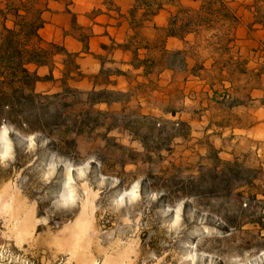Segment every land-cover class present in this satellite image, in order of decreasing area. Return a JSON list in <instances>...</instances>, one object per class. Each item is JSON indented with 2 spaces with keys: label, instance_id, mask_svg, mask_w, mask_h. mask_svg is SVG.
<instances>
[{
  "label": "rangeland",
  "instance_id": "rangeland-1",
  "mask_svg": "<svg viewBox=\"0 0 264 264\" xmlns=\"http://www.w3.org/2000/svg\"><path fill=\"white\" fill-rule=\"evenodd\" d=\"M106 1L75 0L68 13L64 0H38L43 38L80 52L83 74L59 99L75 102L60 130L14 131L15 141L14 128L0 129V261L264 264V0H225L235 19L198 41L189 35L188 45L169 40L170 49L199 55L205 69L196 76L170 69L152 81L142 70L113 76L116 84L97 88L110 102L91 105L99 55L107 68H131L130 53L101 48L112 43L107 33L122 41L127 30ZM118 3L124 12L132 5ZM166 8L160 26L176 10ZM74 15L83 33H94L90 53ZM61 77L56 70L57 80L38 90L62 93ZM226 163L249 178L227 186Z\"/></svg>",
  "mask_w": 264,
  "mask_h": 264
},
{
  "label": "trees",
  "instance_id": "trees-1",
  "mask_svg": "<svg viewBox=\"0 0 264 264\" xmlns=\"http://www.w3.org/2000/svg\"><path fill=\"white\" fill-rule=\"evenodd\" d=\"M64 1L66 10L71 13L70 6L75 4V0ZM119 1L107 0L106 4L109 11L116 12L117 17L109 16L118 20L119 27L127 24L124 38L118 41L107 33L112 43H101V48L109 52L121 50L130 53L132 59L128 65L131 68H107L105 57L99 55L103 67L93 80L94 90L89 100L91 105L110 102L103 97L109 91L97 88L103 84H116L117 79H111L113 76L130 78L134 71L142 70L138 75L152 81L151 74L165 69L189 70L196 76L198 69H205L204 63L198 62L199 55H190L184 49H170L169 40L177 39L188 45L189 35H195L198 41L204 32L216 29V24L220 21L227 22L236 18L235 14L229 17L230 9L225 0H200L198 8L183 3V0H131L132 5L127 12L122 11ZM37 4L38 0H0V129L5 125L14 128L10 134L15 141L17 135L14 131L60 130L68 120L65 114L67 108L75 102L59 103V99L76 82L77 73L83 74L79 61L80 52L72 51L66 45L54 41L46 42L43 38L41 32L47 21L43 12L37 9ZM167 5L176 7V10L171 11L168 25L160 26L156 18L167 9ZM72 24L79 31L77 40L83 44L85 52L90 53V41L94 33H83L76 15L73 16ZM231 41L233 40L228 42ZM159 51L160 55L156 56ZM190 59L195 61L191 69ZM40 68H48L49 73L40 75ZM56 70L62 74L59 80L63 92L48 95L47 91H39L41 84L57 80ZM48 99L52 101L43 102ZM36 109H42L43 113L34 114ZM45 111L52 113L49 115L50 119L47 117L49 113L44 114ZM226 165L222 173L227 186L235 181L245 182L249 178L247 169L239 166L238 170H233L229 167L230 163ZM258 178L255 177L254 180ZM185 194L194 196L191 191H186Z\"/></svg>",
  "mask_w": 264,
  "mask_h": 264
},
{
  "label": "bare ground",
  "instance_id": "bare-ground-1",
  "mask_svg": "<svg viewBox=\"0 0 264 264\" xmlns=\"http://www.w3.org/2000/svg\"><path fill=\"white\" fill-rule=\"evenodd\" d=\"M0 264H7V263H4V262H1V261H0Z\"/></svg>",
  "mask_w": 264,
  "mask_h": 264
},
{
  "label": "crops",
  "instance_id": "crops-1",
  "mask_svg": "<svg viewBox=\"0 0 264 264\" xmlns=\"http://www.w3.org/2000/svg\"><path fill=\"white\" fill-rule=\"evenodd\" d=\"M263 33H264V31H263Z\"/></svg>",
  "mask_w": 264,
  "mask_h": 264
}]
</instances>
